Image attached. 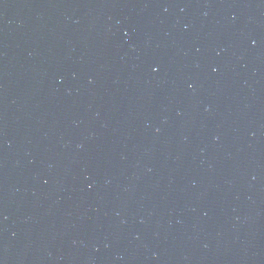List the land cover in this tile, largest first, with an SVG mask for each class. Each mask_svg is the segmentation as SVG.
Here are the masks:
<instances>
[{
  "label": "water",
  "instance_id": "95a60500",
  "mask_svg": "<svg viewBox=\"0 0 264 264\" xmlns=\"http://www.w3.org/2000/svg\"><path fill=\"white\" fill-rule=\"evenodd\" d=\"M0 264H264V0H0Z\"/></svg>",
  "mask_w": 264,
  "mask_h": 264
}]
</instances>
